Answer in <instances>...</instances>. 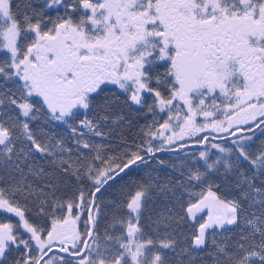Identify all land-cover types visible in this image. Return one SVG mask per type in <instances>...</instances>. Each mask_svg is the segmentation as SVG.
<instances>
[{
    "label": "snow or ice",
    "instance_id": "1",
    "mask_svg": "<svg viewBox=\"0 0 264 264\" xmlns=\"http://www.w3.org/2000/svg\"><path fill=\"white\" fill-rule=\"evenodd\" d=\"M0 264H264V0H0Z\"/></svg>",
    "mask_w": 264,
    "mask_h": 264
}]
</instances>
